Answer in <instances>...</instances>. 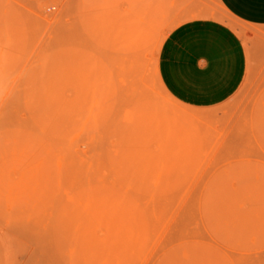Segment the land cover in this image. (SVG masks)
<instances>
[{
  "label": "rangeland",
  "instance_id": "obj_1",
  "mask_svg": "<svg viewBox=\"0 0 264 264\" xmlns=\"http://www.w3.org/2000/svg\"><path fill=\"white\" fill-rule=\"evenodd\" d=\"M171 0H0V264H264V31L226 101L184 105Z\"/></svg>",
  "mask_w": 264,
  "mask_h": 264
},
{
  "label": "crops",
  "instance_id": "obj_2",
  "mask_svg": "<svg viewBox=\"0 0 264 264\" xmlns=\"http://www.w3.org/2000/svg\"><path fill=\"white\" fill-rule=\"evenodd\" d=\"M180 13L209 15L183 21L164 39L157 62L159 80L178 102L196 108L230 98L247 70L242 37L213 17L221 8L238 22L264 31V0H171Z\"/></svg>",
  "mask_w": 264,
  "mask_h": 264
},
{
  "label": "clouds",
  "instance_id": "obj_3",
  "mask_svg": "<svg viewBox=\"0 0 264 264\" xmlns=\"http://www.w3.org/2000/svg\"><path fill=\"white\" fill-rule=\"evenodd\" d=\"M4 64V56H3V51L0 49V71H2ZM9 94L2 88L0 87V103H3L7 98Z\"/></svg>",
  "mask_w": 264,
  "mask_h": 264
}]
</instances>
